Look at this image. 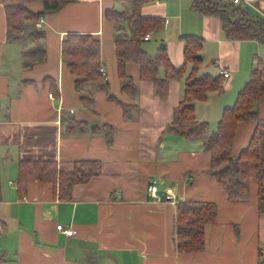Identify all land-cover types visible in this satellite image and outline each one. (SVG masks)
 Masks as SVG:
<instances>
[{
    "label": "crops",
    "instance_id": "obj_1",
    "mask_svg": "<svg viewBox=\"0 0 264 264\" xmlns=\"http://www.w3.org/2000/svg\"><path fill=\"white\" fill-rule=\"evenodd\" d=\"M118 1L127 0H73L41 16L35 24L39 35L27 31L21 42L6 40L0 4V264H257L259 249L264 253V213L257 210L255 183L248 200L228 201L206 172L210 154L203 143L163 132L180 99L182 81H171L168 98L160 101L152 83L139 79L137 64L128 61L126 72L136 87L121 90L114 28L104 17L106 9L124 10ZM191 1L173 0L170 7L168 0H153L141 13L164 18L163 27L152 32L163 30L161 45L174 66L183 61L181 38L196 35L203 41L200 73L229 71L221 92L212 91L195 103L197 119L214 131L252 67L264 62V42L228 39L220 19L196 12ZM240 1L251 15H264V0ZM28 7L41 10L39 3ZM68 33H90L100 40L109 91L129 107L131 118L124 119L122 103L108 99L101 89L82 107L74 76L60 59V44ZM143 47L156 53L145 42ZM31 49L38 54L43 49L44 60L34 63ZM256 107L264 118V97ZM72 118L90 125L88 130L72 132L67 123ZM104 127L110 128L109 142ZM252 130L249 122L238 125L236 151ZM21 159L55 160L62 171L71 170L76 160L96 159L101 172L73 185L70 198L63 200L50 184L37 180L19 192ZM151 179H156V193H170L171 199L157 201L147 191ZM185 199L214 201L218 207L214 222L205 226L204 247L195 253H178L174 241L175 205ZM56 224L75 233L67 236Z\"/></svg>",
    "mask_w": 264,
    "mask_h": 264
},
{
    "label": "trees",
    "instance_id": "obj_2",
    "mask_svg": "<svg viewBox=\"0 0 264 264\" xmlns=\"http://www.w3.org/2000/svg\"><path fill=\"white\" fill-rule=\"evenodd\" d=\"M71 1L0 0L5 12L6 40L24 41L27 31L39 35L35 24L40 17L57 11ZM132 1L129 11L109 8L104 12L105 19L114 28L117 75L121 90L125 93L136 87L133 78L126 72L128 61L137 64L139 79L152 83L153 93L160 101L168 98L170 82L181 80L180 99L163 132L203 143L204 151L210 154L206 172L222 186L228 201L248 200L254 182L257 210L264 213V118L256 107L264 97V62L259 60L252 67L233 105L223 108L215 130L211 131L207 121L197 119L195 103L205 100L212 91L221 92L223 77L200 73L203 64L202 38L196 35L181 38L183 61L180 66L170 62L165 44L160 45L155 54H149L143 47V37L163 27L164 18L141 13L142 6L153 0ZM32 3L41 4V10H31L28 5ZM191 7L199 13L217 16L228 39L264 41V17L251 15L249 6L222 0H193ZM34 57V63L43 61L44 50H40ZM60 59L74 76V87L82 107L92 103L97 89L104 90L108 99L122 103L110 93L106 76L101 71L100 40L96 36L90 33L66 34L60 44ZM122 107L124 119L131 118L133 114L129 107L123 103ZM242 122L253 124V130L246 145L236 151V130ZM67 123L69 129L77 133H84L90 126L74 118ZM104 137L107 142L111 141L110 128L104 127ZM100 172L101 162L96 159L76 160L69 171L59 170L55 160L21 159L17 166L16 186L23 193L30 180L48 183L57 191L58 197L65 200L70 198L73 185L86 183ZM217 208L214 201L185 199L176 202L174 241L178 253H195L203 249L205 226L214 222ZM263 254L260 248L257 264H264ZM2 261L0 258V263Z\"/></svg>",
    "mask_w": 264,
    "mask_h": 264
},
{
    "label": "built area",
    "instance_id": "obj_3",
    "mask_svg": "<svg viewBox=\"0 0 264 264\" xmlns=\"http://www.w3.org/2000/svg\"><path fill=\"white\" fill-rule=\"evenodd\" d=\"M234 3H238L239 0H233ZM150 36V32L145 34V36L143 37L144 40H147ZM101 71L104 73V69L103 67H101ZM219 74L220 76H222L224 79L228 78L230 73L228 70L226 69H222L220 68L219 70ZM49 97H54L52 93H49L48 94ZM147 191L150 192L157 201H162V200H166V199H171V195L170 193H167L165 194V196H161V195H158L156 193V179H151L149 181V184L147 186ZM56 229L58 231H61L63 233H65L67 236H72L75 232L73 229L69 228V227H64L63 224H56Z\"/></svg>",
    "mask_w": 264,
    "mask_h": 264
},
{
    "label": "rangeland",
    "instance_id": "obj_4",
    "mask_svg": "<svg viewBox=\"0 0 264 264\" xmlns=\"http://www.w3.org/2000/svg\"><path fill=\"white\" fill-rule=\"evenodd\" d=\"M169 1V6L171 7L172 4H173V0H168ZM193 1V0H192ZM192 1H191V4H192ZM226 2V1H224ZM119 5L123 4L124 5V10L125 11H129L132 7V3L133 1L131 2V0H127V1H124V2H120L118 1ZM228 3V2H227ZM192 8V7H191ZM116 9H119L118 7ZM194 10V9H193ZM197 12V11H196ZM39 25V24H38ZM112 25V23H111ZM112 28H113V25H112ZM162 28V27H161ZM163 33V30H159V31H155V32H150V39L149 40H145L143 41V43L145 42L147 47L150 49V46L152 47V49L154 50L153 53H155L157 51V48L161 45V42L162 39L160 37V35ZM264 42V41H262ZM150 53H152L151 50H149ZM34 54V55H33ZM36 54H38L37 50H33L31 49V55L32 56H36ZM165 134V133H164ZM264 255V254H263Z\"/></svg>",
    "mask_w": 264,
    "mask_h": 264
},
{
    "label": "bare ground",
    "instance_id": "obj_5",
    "mask_svg": "<svg viewBox=\"0 0 264 264\" xmlns=\"http://www.w3.org/2000/svg\"><path fill=\"white\" fill-rule=\"evenodd\" d=\"M233 3H234V2H233ZM234 4H237V5H238V4H241V1L239 0V2H238V3H234ZM247 5H248V4H247ZM263 17H264V15H263Z\"/></svg>",
    "mask_w": 264,
    "mask_h": 264
}]
</instances>
